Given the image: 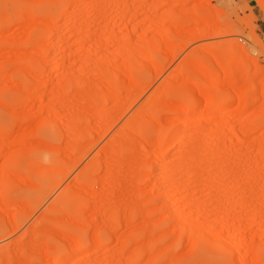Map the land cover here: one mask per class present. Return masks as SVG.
<instances>
[{
	"label": "rangeland",
	"instance_id": "obj_1",
	"mask_svg": "<svg viewBox=\"0 0 264 264\" xmlns=\"http://www.w3.org/2000/svg\"><path fill=\"white\" fill-rule=\"evenodd\" d=\"M76 2L0 0V264H264V0Z\"/></svg>",
	"mask_w": 264,
	"mask_h": 264
},
{
	"label": "bare ground",
	"instance_id": "obj_2",
	"mask_svg": "<svg viewBox=\"0 0 264 264\" xmlns=\"http://www.w3.org/2000/svg\"><path fill=\"white\" fill-rule=\"evenodd\" d=\"M78 2H79V0H77L76 3H78ZM78 5H79V4H78ZM77 7H79V6H77ZM23 14H24V13H23ZM20 15H21V14H20ZM24 16H25V15H24ZM64 16H65V15H64ZM28 17H29V16H28ZM62 17H63V16H62ZM69 17H70V16H69ZM173 18H174V17H173ZM173 18H172V19H173ZM27 19H28V18H27ZM194 19H195V18H194ZM29 20H30V19H29ZM166 20H170V17L167 18ZM69 21H70V20H69ZM170 21H171V20H170ZM174 21H175V19L173 20V22H174ZM70 22H71V21H70ZM159 22H160V21H159ZM175 23L178 24V21H177V22L175 21ZM29 24H30V23H29ZM69 24H70V23H69ZM161 24H162V23H161ZM31 25H32V24H31ZM32 26H34V25H32ZM70 26H71V25H70ZM155 27H156V25H155ZM159 27H160V26H159ZM53 29H54V28H53ZM160 29H161V28H160ZM72 30H73V29H72ZM157 30H159V29L157 28ZM159 31H160V30H159ZM109 36H110V35H109ZM58 37H59V36H58ZM127 37H128V36H127ZM196 37H197V36H196ZM196 37H193V38L195 39ZM84 38H85L84 36H83V38L81 37L82 40H83ZM193 38H192V39H193ZM86 39H87V38H86ZM160 40H161V39L158 38L157 40L155 39V42H153V43L155 44L154 46H155L156 49L159 48ZM162 41H163V40H162ZM167 41H169V40H167ZM167 41H166V42H167ZM198 41H199V40H198ZM38 43H39V42H38ZM153 43H152V44H153ZM163 43H165V41H164ZM166 44H167V43H166ZM168 44H169V43H168ZM170 45H171V44H170ZM152 46H153V45H152ZM37 47H38V45H37ZM40 47H41V46H40ZM125 47H126V46H122V48L120 47L117 51L119 52L120 49H121V52H122V49H123V51H126V48H125ZM56 48H57V47H56ZM124 48H125V50H124ZM129 48H130V47H129ZM137 48H138V47H137ZM35 49H36V48H35ZM37 49H39V48H37ZM127 49H128V47H127ZM39 50H40V49H39ZM39 50H38L37 52H39ZM131 50H132V48H131ZM131 50H130V52L132 53ZM56 51H57V50H56ZM128 51H129V50H127V51L124 52V53H127ZM136 51H139V52H136ZM140 51H142V50H141V49H140V50H138V49L135 50L136 53H140ZM172 51H173V50H172ZM41 52H42V51H41ZM87 52H88L87 54H89L90 51H87ZM130 52H128L127 54H130ZM120 54H121V53H120ZM127 54H124V55H127ZM140 54H141V53H140ZM171 54H172V53H171ZM124 55H123V56H124ZM131 55H132V54H131ZM133 55H134V54H133ZM39 56H40V55H39ZM87 56H89V55H87ZM127 56H128V55H127ZM127 56H126V58H127ZM89 57H90V56H89ZM32 58H33V57H32ZM39 58H40V57H39ZM136 58H137V57H136ZM131 59H132V58H131ZM59 61H60V60H59ZM59 61H58V62H59ZM45 62H46V61H45ZM124 62H125V60H124ZM127 62H129L128 59H127ZM129 63H130V62H129ZM230 63H231L233 66H235L236 68L240 69L239 63H238V61L235 60V58L232 59ZM43 64H44V63H43ZM59 64H61V63H59ZM59 64H58V65H59ZM124 64H125V63H124ZM140 64H141V63H140ZM61 65H62V64H61ZM103 65H104V64H103ZM103 65L101 64V66H103ZM127 65H128V63H127ZM127 65H126V66H127ZM185 65H187V67H191V68H192L193 74H194V76L196 77V79H195V84L197 85V88H196V90H192L193 94H196V91H197V90L200 91V90H202L203 87L205 86V84H206V79L209 78L210 75H211V74H210V71H209V70H206V69H208V66H207V65L202 64V66H199V67H198L197 64L194 65V63H193L192 61H189V60L185 62ZM106 66H107V65H106ZM122 67H123V65H122ZM254 67H255V65H254ZM97 68H98V67H97ZM108 68H109V65H108ZM126 68H127V67H126ZM191 68H190V69H191ZM23 69H24V68H23ZM104 69H107V68L105 67ZM122 69L124 70L125 67L122 68ZM253 69H254V68H253ZM81 70H82V69H81ZM84 70H85V69H83V72H84ZM107 70H108V69H107ZM128 70H129V68H128ZM259 70H260V69H259ZM98 71H99V70H97V69L95 70V72H98ZM103 71H106V70H103ZM111 71L113 72L112 69H111ZM111 71H110V72H111ZM124 71H125V70H124ZM242 71H244V70H242ZM253 71H255V74H256V72H258L257 69H256V70H253ZM114 72H115V71H114ZM105 73H106V72H105ZM108 73H109V72H108ZM27 74L30 75L29 73H27ZM98 74H100V73H98ZM126 74H127V73H126ZM240 74H242L241 76H244V75H245V74L243 75L242 72H241ZM42 75H43V74H42ZM47 75H48V74H47ZM106 75L108 76V74H106ZM110 75H111V74H110ZM114 75H115V73H114ZM186 75H187V74H186ZM186 75H185V76H186ZM43 76H44V75H43ZM99 76H101V75H99ZM236 76H237V75H236ZM236 76H228L227 78H228V79H235ZM250 76L253 77L252 75H250ZM29 77H30V76H29ZM61 77H62V78H61V81H63V82H62V84H63V85H62V88L64 87V85H65V88H66V83L69 82V81L64 80V79H67V78H64L63 75H62ZM116 77H117V75H116ZM245 77H246V76H245ZM109 78H111V77H109ZM239 78H240V77H239ZM242 78H244V77H242ZM244 79H245V78H244ZM246 79H247V77H246ZM113 80H114V79H111V81H113ZM59 81H60V80H59ZM64 81H66V82H64ZM75 81H76V80H75ZM77 81H79V79H77ZM86 82H87V81H86ZM245 82H246V81H245ZM247 82H248V81H247ZM73 83H74V81H73ZM77 83H78V82H77ZM79 83H80V81H79ZM81 83L84 84V83H83V80L81 81ZM95 83H96V82H95ZM112 83H113V82H110V84H112ZM250 83H251V82H249V84H250ZM67 84H68V83H67ZM82 84H80V85L83 87ZM96 84H97V83H96ZM96 84H95V85H96ZM98 84H99V83H98ZM110 84H109V86H107V87H110V88H111V85H110ZM133 84H134V82H133ZM247 84H248V83H247ZM74 85H75V87H76V83H75ZM89 85H90V83H89ZM89 85H88V88H87V86H86V88H87V90H89V89H93L92 92H93L94 95L91 94V95H92V98H93V96L96 97L97 94H98V97H99V94L101 95V93H100V92L98 93L97 91H96V93L94 92V91L97 89L96 87H95L96 89H95V88H89V87H91V86L94 85V84H92L91 86H89ZM112 86H113V84H112ZM136 86H137V85H136ZM136 86H134V87H136ZM73 87H74V86H73ZM93 87H94V86H93ZM48 88H49V87H48ZM48 88H47V89L44 88V90H43V88H42V92H43V93H42L43 95L41 96L42 99H43V97L45 98V95L48 94V93H47V92H49V89H48ZM136 88H140V87H136ZM198 88H199V89H198ZM63 89H64V88H63ZM106 90L108 91L109 88L106 89ZM84 91H85V90H84ZM89 91H90V90H89ZM63 92H65V91H63ZM92 92H90V93H92ZM109 92H114V91H109ZM109 92H108V93H109ZM85 93H87V91H85ZM88 93H89V92H88ZM114 93H115V92H114ZM114 93H112V94H110V95H113ZM138 93H139V94H137V95L134 96L135 99H142V98H141L142 96L140 95V92H138ZM64 94H65V93H64ZM105 94H106V93H105ZM141 94H142V93H141ZM66 95H67V94H66ZM84 95H85V94H84ZM110 95H109V98H108L109 100H111V99H110ZM114 95H115V94H114ZM142 95H143V94H142ZM85 96H87V95H85ZM106 96H107V95H106ZM242 96L245 98V97H246V93H244ZM242 96H241V98H243ZM87 97L89 98V96H87ZM98 97H96V98L98 99ZM114 97H115V96H114ZM114 97H113V98H114ZM116 97H117V95H116ZM100 98H101V100H100ZM100 98H99L98 101L102 104V106H104V105H105V104H103L104 101H102V99H103L104 97L101 96ZM111 98H112V96H111ZM118 98H119V97H118ZM118 98H117V99H118ZM90 99H91V96H90ZM94 99H95V98H94ZM114 99H116V98H114ZM232 99H234V97H233V96H229V97L225 100V103L229 104V103L232 101ZM245 99H246V98H245ZM245 99H243V100H245ZM240 100L242 101V99H240ZM107 101H108V100H107ZM204 101H205L206 103H209V105H212V106L217 105V104H216V103H217V100H216L213 96H205ZM240 104L242 105V102H240ZM244 104H245V101H244ZM244 104H243V106H241L242 108H244ZM100 107H101V106H100ZM104 108H105V107H104ZM211 108H212V107H211ZM105 109H107V108H105ZM105 109H104V110H105ZM182 109H185V108H182ZM101 110H103V109L101 108ZM201 110H202V111H200L199 114H198V119H199V120L204 119V117H205V113H206V116H209V117H210V116H213V115H211V114L214 113V107H213L212 109H210V108L208 109V107H207L206 110H203V109H201ZM224 110L226 111V109H224ZM205 111H206V112H205ZM183 113H186V110H183ZM209 117H208V118H205V119H207V120L205 121V119H204V121H205V122H208ZM121 120H122V119H121ZM127 120H129V117H128ZM127 120H125V121H126V122H125V125H127V124H128L127 122H129V121H130L129 125H130V124H131V125H132V124L134 125L133 122L131 123V120H129V121H127ZM197 122H198V121H197ZM74 123H75L76 126H77L78 123H77L76 121H75ZM208 123L211 124L210 122H208ZM123 124H124V123H123ZM129 125H127V126H129ZM131 125H130V126H131ZM76 126L74 127V129L72 128L73 130L76 129L75 131H72V132H76V131H77V132H76V135H78L77 133H80V132H78V130H77V129H79V127L76 128ZM183 126H184V125H183ZM252 126H253V125H252V124L250 123V121H249V122H247V123L244 125V127H243V130H244L245 132H244L243 130H242V131H243L244 133H246V132H251V133L254 132V133H255V131H252V130H254V128H253L254 126H253V127H252ZM71 127H72V126H70V128H71ZM124 127H125V126H124ZM69 130H70V129H69ZM69 130H68V131H69ZM187 130H188L187 127H185V128L182 130V133L180 134V136L178 137V139H177L176 142H175V145H176V146L181 147L182 141H183V139L186 137V134H187L186 132H187ZM229 130H230V128H229ZM234 130H235V129H234ZM255 130H256V129H255ZM226 131L228 132V130H226ZM70 134H71V133H70ZM76 144H78V143H76ZM209 144H210V146H212L211 143H209ZM234 144H235V143H234ZM234 144H232L233 147H235ZM206 145H207V144H206ZM79 146H80V145H78V147H79ZM208 146H209V145H207V148H209ZM202 147H203V146H202ZM74 148H75V147H74ZM87 148H88V147H87ZM205 148H206V147H205ZM211 148H212V147H211ZM79 149H81V148H79ZM108 149H110V152H111V153H112V151H113V153H114V151L116 150L115 153L117 154V155H116L117 157H115V159H116V162H117V163L114 161L116 165L118 164V162H122V160L120 159V156H119L120 153L118 152L119 149H114V150H112L111 147L108 148ZM225 149H226V148H225ZM229 149H230V148H229ZM199 150L201 151V149H199ZM87 151H88V150H87ZM202 151H204V150H202ZM107 152H108V151H107ZM117 152H118V153H117ZM257 152H259V156H261V159L264 161V143L261 145L259 151H257ZM196 153H197V152H196ZM198 153H200V152L198 151ZM203 153H204V152H203ZM118 154H119V155H118ZM221 154H222V152H221ZM225 154H226V153H225ZM194 155H195V154H194ZM194 155H192V156H194ZM219 155H220V154H218V156H219ZM192 156H191V157H192ZM195 156H196V155H195ZM113 158H114V157H113ZM117 158H119L120 160L117 159ZM164 158H165V157H161L160 160L163 161ZM186 158H187V157H186ZM186 158H185V160H186ZM222 158H223V157H222ZM227 158H228V157H227ZM224 159H225V158H224ZM199 160H200V158H199ZM203 160H204V159H203ZM205 160H206V159H205ZM82 161H83V160H82ZM200 161H201V160H200ZM200 161H199V162H200ZM180 162H181V159H180ZM188 162H189V161H188ZM199 162H198V164H200ZM81 163H82V162H81ZM160 163H161V162H159V164H160ZM202 163H204V162H202ZM83 164H84V163H83ZM121 164H122V163H121ZM123 164H124V163H123ZM183 164H184V163H183ZM183 164H181V165H183ZM186 164H187V163H186ZM186 164H185V166H186ZM205 164H207V163H205ZM179 166H180V165H179ZM179 166H178V167H179ZM185 166H184V167H185ZM188 166H189V165H188ZM205 166H207V165H205ZM168 167H169V166H168ZM202 167H203V166H202ZM209 167H210V166H209ZM209 167H208V168H209ZM169 168H170V167H169ZM203 168H204V167H203ZM170 169H171V168H170ZM180 169H181V168H180ZM180 169H179V170H180ZM185 169H186V168H185ZM185 171H186V170H185ZM192 172H195V170L192 171ZM187 174H188V173H187ZM189 175H191V174H189ZM65 176H66V175H65ZM115 181H117V179H116ZM115 181H113L114 183H113V182H112V183L115 184V183H116ZM112 183H110V185L113 186ZM110 185H107V187H108V186L111 187ZM115 185H116V184H115ZM116 186H117V185H116ZM116 186H113L114 189H115ZM109 189H113V188H109ZM165 198H167V197H165ZM168 199H170V197H169ZM167 202H169V201H167ZM190 205H191V203H190ZM109 214H110V213H109ZM110 215H111V214H110ZM176 217H177V216H176ZM178 217H179V216H178ZM111 218H112V217H111ZM181 218H182V215H181ZM184 220H185V219H184ZM112 221H113V220H112ZM178 221H179V220H178ZM180 221H181V220H180ZM185 221H186V220H185ZM183 222H184V221H183ZM186 222H187V221H186ZM181 223H182V222H181ZM242 223H243V222H242ZM97 238H98V237H97ZM198 239H199V238H198ZM71 240H72V239H71ZM131 240H133V239H131ZM196 240H197V239H196ZM73 241H74V240H73ZM73 241H72V242H73ZM76 241H77V240H76ZM76 241H75V243H76ZM96 241H97V239H96ZM96 241H95V242H96ZM69 242H70V241H69ZM72 242H70V243H72ZM77 242H78V241H77ZM98 242H100V241H98ZM70 243H69V244H70ZM72 244H73V243H72ZM74 245H75V244H73V247H74ZM241 245H242V244L240 243V245L238 244V246H236L237 249H238L239 251H242V250L244 249V248H242V246H244V245H242V246H241ZM68 246H69V245H68ZM70 246H71V244H70ZM70 246H69V247H70ZM233 247H234V246H233ZM246 247H247V246H246ZM246 247H245V249H246ZM71 250H72V249H71ZM246 250L249 251L248 248H247ZM74 251H75V250H74ZM133 253H134V252H133ZM133 253H132V255H135V254H133ZM146 253H147V251H146ZM148 253H149V251H148ZM148 253H147V254H148ZM149 254H150V253H149ZM149 256H150V255H149ZM242 256H244V255L242 254ZM108 257H109V256H108ZM150 257H151V256H150ZM150 257H149V258H150ZM168 257H169V256H168ZM170 257H172V256H170ZM254 257H255V255H254ZM132 258H133V257H132ZM149 258H147V262H148V259H149ZM174 258H175V257H174ZM174 258H172L173 261L175 260ZM130 259H131V258H130ZM150 260H151V259H150ZM168 261H169V260H168ZM147 262H146V263H147ZM174 262H176V260H175ZM146 263H145V264H146ZM148 263L150 264V262H148ZM57 264H62V263H57ZM143 264H144V263H143ZM168 264H169V262H168Z\"/></svg>",
	"mask_w": 264,
	"mask_h": 264
}]
</instances>
